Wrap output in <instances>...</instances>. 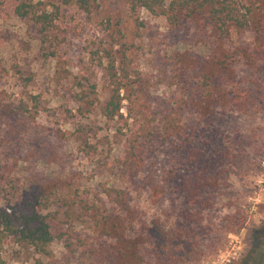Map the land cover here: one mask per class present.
<instances>
[{
  "label": "rangeland",
  "instance_id": "374dc122",
  "mask_svg": "<svg viewBox=\"0 0 264 264\" xmlns=\"http://www.w3.org/2000/svg\"><path fill=\"white\" fill-rule=\"evenodd\" d=\"M33 1L40 3L38 14L46 12L52 17L48 25L20 18L11 0H1L0 93L12 100H21L26 93L38 95L50 116L43 113L37 122L60 129L66 138L60 143V159L34 156L31 151L26 155L22 140L32 131L22 138L24 119L12 121L17 134L9 136L12 125L0 117V212L10 213L17 221L35 172L69 184L62 188L51 211L60 221L68 220L65 229L78 236L91 233L88 223L81 221L85 207H101L99 199L107 200L104 191L116 187L129 190L131 204L148 225L161 218L171 227L175 218L166 219L143 184L136 188L124 180L121 163L129 142L140 134L161 139L169 125L166 117H173L166 108L172 92L165 76L170 75L166 64L175 51L206 55L208 47L197 40L193 29L179 39L172 37L160 9L156 14L142 9L136 19L127 0H96L90 14L81 10L76 0ZM169 2L164 0L166 5ZM125 55L130 73L141 78L140 82L137 78L128 81V89L121 91L124 118L109 119L102 114V107L116 85L107 69L108 58L115 60L118 69ZM78 96L84 99L78 102ZM229 117L222 122L223 132L229 139L242 135L249 146L241 154L240 168L229 175L230 194L222 198L228 207L210 233L223 244L216 249L202 248L193 262L182 264H264V116L233 112ZM201 124L200 119L190 117L188 129L193 131ZM166 160L165 154L156 157L154 180ZM239 211L245 219L242 229L232 227ZM224 215L232 219L231 232L221 227ZM80 216L83 218L77 221ZM1 253L8 264H80L62 241L51 243L43 254L35 246L6 236Z\"/></svg>",
  "mask_w": 264,
  "mask_h": 264
},
{
  "label": "trees",
  "instance_id": "16d2710c",
  "mask_svg": "<svg viewBox=\"0 0 264 264\" xmlns=\"http://www.w3.org/2000/svg\"><path fill=\"white\" fill-rule=\"evenodd\" d=\"M11 2L15 14L22 19L30 18L43 26L52 19L46 12L38 14L36 7L40 3L33 0ZM95 3L96 0H76L87 14ZM127 3L136 19L142 9L151 14L160 9L159 15L166 18L172 37L179 39L193 29L197 40L209 50L206 55L175 51L166 64L171 68L170 75L165 73L172 92L166 108L173 117H166L169 125L161 139L140 134L129 142L121 163L124 180L136 188L143 184L153 204L167 220L175 218V222L169 227L164 219L157 218L148 225L139 209L131 204L129 190L116 187L104 191L107 200L99 199L101 207H85L82 214L85 219L81 221L88 223L91 233L78 236L65 229L68 220L60 221L58 214L51 211L60 191L69 184L60 179L51 181L34 172L30 193L23 197V209L17 217L16 222L20 223L10 213L0 212V264H8L1 253L6 236L35 246L43 254H47L51 243L62 241L71 258L80 264H182L185 260L193 262L202 248L216 249L223 244V240L210 233L218 227L217 220L228 207L222 198L230 194L229 175L240 168L241 154L247 152L249 145L239 134L229 139L222 122L228 121L233 112L264 116V0H170L168 5L164 0H127ZM108 63L116 88L102 107V114L109 119H123L121 91L128 89V81L137 78L140 82L141 77L130 73L126 55L118 69L114 59L108 58ZM25 96L12 100L2 98L0 93V117L12 125L8 127V135L17 134L12 121L24 119L22 138L32 131L29 138L22 140L26 155L31 151L32 155L49 160L62 158L60 143L66 134L53 126L39 124L37 120L43 113L50 116L48 108L38 95ZM83 99L78 96L77 101ZM190 117L200 119L198 129H188ZM161 154L167 160L154 180L152 169ZM233 220L232 227L243 228L245 219L241 211ZM231 222L224 215L221 227L231 232ZM208 238H212L210 243Z\"/></svg>",
  "mask_w": 264,
  "mask_h": 264
},
{
  "label": "flooded vegetation",
  "instance_id": "af4514ba",
  "mask_svg": "<svg viewBox=\"0 0 264 264\" xmlns=\"http://www.w3.org/2000/svg\"><path fill=\"white\" fill-rule=\"evenodd\" d=\"M250 262H248V264H249Z\"/></svg>",
  "mask_w": 264,
  "mask_h": 264
}]
</instances>
